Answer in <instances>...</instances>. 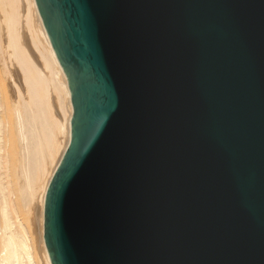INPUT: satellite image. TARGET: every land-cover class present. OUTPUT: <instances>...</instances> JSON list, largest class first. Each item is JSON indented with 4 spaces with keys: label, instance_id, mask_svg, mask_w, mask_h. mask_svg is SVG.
I'll return each mask as SVG.
<instances>
[{
    "label": "water",
    "instance_id": "95a60500",
    "mask_svg": "<svg viewBox=\"0 0 264 264\" xmlns=\"http://www.w3.org/2000/svg\"><path fill=\"white\" fill-rule=\"evenodd\" d=\"M71 137L51 264H264V0H35Z\"/></svg>",
    "mask_w": 264,
    "mask_h": 264
},
{
    "label": "bare ground",
    "instance_id": "6f19581e",
    "mask_svg": "<svg viewBox=\"0 0 264 264\" xmlns=\"http://www.w3.org/2000/svg\"><path fill=\"white\" fill-rule=\"evenodd\" d=\"M0 98V264H36V256L51 264L44 200L70 142L73 108L35 0H0ZM4 104L20 147L14 160L4 145ZM16 194L33 216L35 247L18 217Z\"/></svg>",
    "mask_w": 264,
    "mask_h": 264
},
{
    "label": "rangeland",
    "instance_id": "374dc122",
    "mask_svg": "<svg viewBox=\"0 0 264 264\" xmlns=\"http://www.w3.org/2000/svg\"><path fill=\"white\" fill-rule=\"evenodd\" d=\"M5 87H7V86H5ZM1 98H0V100H2ZM3 106H4L3 108L5 109L6 112L4 111V109H2L1 110V116L3 114V116L5 118L4 120H8V121H6L7 124L4 126V131L6 130V135L4 138V145L6 142V149L9 153V155L11 156V158L14 160L18 155V151H19L20 147H19L18 140H17L15 133H14L12 119H11L12 115L10 112H7L8 111L7 106L5 104ZM6 115H7V117H6ZM17 195L18 194H16V206H17L18 217L23 222V224L26 226V229L28 231V235H29L30 239L34 240L36 238V233H34L35 232L34 231L35 227L33 226L34 221L32 224V220H31V219H33V216L31 217V215H29L28 211L24 207L21 200L19 198H17ZM33 235H35V238H33ZM35 242L36 241L34 240L33 241L34 247L36 246ZM36 264H39V261L37 260V256H36Z\"/></svg>",
    "mask_w": 264,
    "mask_h": 264
}]
</instances>
